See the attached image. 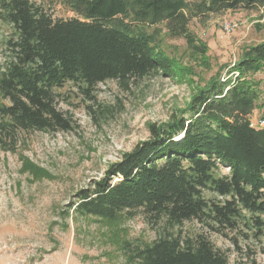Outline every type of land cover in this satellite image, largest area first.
Here are the masks:
<instances>
[{"label": "trees", "instance_id": "trees-1", "mask_svg": "<svg viewBox=\"0 0 264 264\" xmlns=\"http://www.w3.org/2000/svg\"><path fill=\"white\" fill-rule=\"evenodd\" d=\"M60 2L74 17L56 20L29 0H0V23L10 29L0 71V100L7 102L0 101V147L9 151L22 132L70 129L55 103L56 90L67 84L90 95L106 81L127 89L159 72L190 75L161 49L163 30L184 39L189 57L204 64L208 47L190 32L191 20L264 10V0ZM263 68L264 43L246 48L232 70L234 82L209 81L179 115L150 125L147 141L79 193L75 211L107 221L140 211L149 224L164 221L172 229L196 221L218 235L234 233L237 248L240 239H264V125H250L252 113L264 111V91L250 76ZM126 252L136 264H258L252 254L230 263L203 234L171 232Z\"/></svg>", "mask_w": 264, "mask_h": 264}, {"label": "rangeland", "instance_id": "rangeland-1", "mask_svg": "<svg viewBox=\"0 0 264 264\" xmlns=\"http://www.w3.org/2000/svg\"><path fill=\"white\" fill-rule=\"evenodd\" d=\"M29 1L56 20L74 17L60 0ZM188 28L208 47L204 64L189 57L184 39L169 37L164 30L160 45L190 71L184 79L159 72L127 89L106 81L90 95L67 84L56 90L55 103L70 121L69 130L22 132L12 151L0 147V264H136L128 260L127 246L143 247L171 232L183 238L207 236L230 263L252 254L264 264V239H240L237 248L234 233L218 235L196 221L172 229L164 221L149 224L140 211L115 221L75 211L79 193L104 180L110 165L147 141L150 125L179 115L209 81L234 82L238 74L232 70L242 52L264 43V10L228 11L204 22L193 19ZM9 31L0 23V71L8 56ZM250 79L264 91V68ZM250 120L264 121L263 109H256ZM227 173L220 169V174ZM205 196L213 197L209 192Z\"/></svg>", "mask_w": 264, "mask_h": 264}, {"label": "built area", "instance_id": "built-area-1", "mask_svg": "<svg viewBox=\"0 0 264 264\" xmlns=\"http://www.w3.org/2000/svg\"><path fill=\"white\" fill-rule=\"evenodd\" d=\"M224 29H225L226 32H230L231 27L229 25H225ZM250 125H251V127H254V128L261 127V126L264 125V121L263 120H259L257 122L250 121Z\"/></svg>", "mask_w": 264, "mask_h": 264}]
</instances>
